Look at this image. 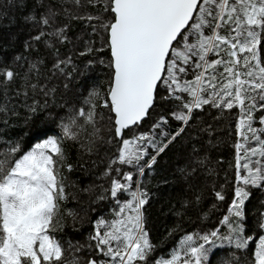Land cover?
Segmentation results:
<instances>
[{
	"label": "snow or ice",
	"instance_id": "snow-or-ice-1",
	"mask_svg": "<svg viewBox=\"0 0 264 264\" xmlns=\"http://www.w3.org/2000/svg\"><path fill=\"white\" fill-rule=\"evenodd\" d=\"M73 3L79 5L80 0ZM103 10L111 14L110 20L101 22L112 70L106 98L91 88L86 107L61 122L62 135L48 137L19 156L18 144L0 154V264H79L77 258H64L66 249L54 235L60 201L67 199L61 175L63 143L77 141L88 125L95 127L97 100L112 114L108 119L119 147L105 172L112 177L105 189L108 195L99 197L113 199L114 207L110 217L94 222L87 245L94 255L87 264H210L212 246L218 240L237 249H248L251 241L255 251L245 264H264V235L257 243L244 234L243 224L250 195L246 189L264 191V0H106ZM57 14L49 7L37 22L50 26ZM27 19L36 21L35 16ZM64 31L57 29L53 35L65 41ZM44 35L41 31L33 39L39 41ZM70 62V58L58 61L54 68L63 72L61 66ZM41 63H31L24 76V87L33 92L43 91L30 76L39 75ZM18 77L15 69L0 67V88L6 90ZM160 108L164 111L158 112ZM206 108L229 114L237 110L239 139L233 167L240 186L235 187L229 215L223 218L229 232L186 235L167 256H154L157 246L151 241L145 215L149 193L134 183L132 171L112 166H130L144 175L190 127L194 114ZM36 110L34 102L30 111ZM5 111L7 104H0V112ZM153 113L157 117L148 131H136ZM171 122L178 124L174 132L169 131ZM71 167L67 165L69 171ZM216 196L224 199L219 192ZM259 227L264 229V222Z\"/></svg>",
	"mask_w": 264,
	"mask_h": 264
},
{
	"label": "trees",
	"instance_id": "trees-1",
	"mask_svg": "<svg viewBox=\"0 0 264 264\" xmlns=\"http://www.w3.org/2000/svg\"><path fill=\"white\" fill-rule=\"evenodd\" d=\"M104 6L98 0L95 4L80 0L79 5L73 0H0V67H10L19 73L6 90L0 88V104L8 106V111L0 112V154H6L18 144L20 152L16 155L19 156L48 137L62 135L61 122L80 107H86L84 101L91 88L95 87L100 97L106 98L111 78L107 64L110 50L106 47L99 51V38L92 21L84 16L87 12H106ZM49 7L58 14L50 19V26H44L37 21L47 14ZM84 8L86 13L80 15ZM29 16H35L36 21L28 20ZM53 28H63L67 40L61 41L53 35ZM41 31L45 35L39 41L34 40ZM95 55L107 60L106 65L85 66ZM18 56L24 59L17 60ZM69 58L71 62L61 66L63 72L54 68L58 61ZM37 61H42L39 75L30 76L43 91L38 88L33 92L24 87V76L29 65ZM49 90H52L50 94L44 95ZM22 91L28 95H16ZM34 102L37 110L33 113L30 106ZM99 104L97 100L95 127L88 125L77 141L66 139L63 143L65 160L61 175L67 199L60 201L54 235L66 249L64 258H77L79 264H87L94 255L87 247L94 222L101 216L110 217V209L114 207L113 199L99 197L108 195L105 189L112 177L105 172L119 145L108 119L112 114ZM236 111L233 109L229 114L206 108L196 112L190 127L156 158L151 169H145L144 175L130 166H112L121 168L122 172L132 171L134 183L142 184L149 193L145 215L151 241L157 246L154 256H167L186 235H203L213 230L228 234L223 218L229 215L235 187L240 186L233 167L234 145L239 139L235 132ZM156 117L157 113H153L136 131H148ZM177 127L176 122H171L169 131L174 132ZM149 153L154 154V150L150 148ZM67 165L72 166L71 171ZM112 175H116L115 171ZM246 190L250 195L243 209L244 234L251 235L258 243L259 236L264 235V229L259 227L264 222V191L255 187ZM217 192L224 196L223 200L217 198ZM77 247L81 249L79 252L75 251ZM254 251L255 244L251 241L248 249H237L234 244L218 240L212 246L210 264H245Z\"/></svg>",
	"mask_w": 264,
	"mask_h": 264
},
{
	"label": "rangeland",
	"instance_id": "rangeland-1",
	"mask_svg": "<svg viewBox=\"0 0 264 264\" xmlns=\"http://www.w3.org/2000/svg\"><path fill=\"white\" fill-rule=\"evenodd\" d=\"M98 1H102L104 4L106 3V0H98ZM86 9H82L79 13L80 15H83L85 14L86 12ZM84 16L88 17V16H94V17H100V19L98 20H92L91 22V26L95 29L94 32L97 34L98 38H99V42H98V49L99 51H102V50H105V48L107 47V44L105 43L106 41V33L103 31V29L101 28V22L102 21H108L111 19V14L109 12H100L99 14H93V13H89L87 12V14H85ZM53 19V18H52ZM53 26L55 27L57 22L54 20L53 21ZM54 29V28H53ZM57 30V28H55L52 32L54 33L55 31ZM85 35V33H83ZM83 35H81L80 38H82ZM80 40V39H79ZM110 58H108V62L107 64H109L110 62ZM89 61L92 62V64L95 66V67H99V65H106V61L104 58H101V56L99 55H95L93 57V59L91 60H87L85 62V66L89 64ZM110 73L112 74V70H110ZM141 176H139L138 180L140 179ZM137 180V181H138Z\"/></svg>",
	"mask_w": 264,
	"mask_h": 264
},
{
	"label": "water",
	"instance_id": "water-1",
	"mask_svg": "<svg viewBox=\"0 0 264 264\" xmlns=\"http://www.w3.org/2000/svg\"><path fill=\"white\" fill-rule=\"evenodd\" d=\"M110 56H111V55H110ZM146 120H147V119H146ZM146 120H145V121H146ZM145 121H144V122H145ZM144 122H143V123H144Z\"/></svg>",
	"mask_w": 264,
	"mask_h": 264
}]
</instances>
